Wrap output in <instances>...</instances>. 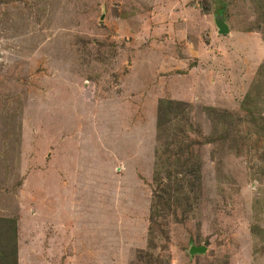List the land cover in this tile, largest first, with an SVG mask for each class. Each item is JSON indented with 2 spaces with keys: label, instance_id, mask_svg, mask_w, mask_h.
Masks as SVG:
<instances>
[{
  "label": "rangeland",
  "instance_id": "374dc122",
  "mask_svg": "<svg viewBox=\"0 0 264 264\" xmlns=\"http://www.w3.org/2000/svg\"><path fill=\"white\" fill-rule=\"evenodd\" d=\"M0 217L19 264H264V0H0Z\"/></svg>",
  "mask_w": 264,
  "mask_h": 264
},
{
  "label": "trees",
  "instance_id": "16d2710c",
  "mask_svg": "<svg viewBox=\"0 0 264 264\" xmlns=\"http://www.w3.org/2000/svg\"><path fill=\"white\" fill-rule=\"evenodd\" d=\"M166 106H172L174 104L183 103L182 101L163 100ZM247 101L244 100V104ZM166 108H162L160 105L158 128L161 127L164 120H162L161 112L164 113ZM180 159V158H179ZM178 159V160H179ZM181 166H184L183 163ZM191 169L189 170L194 174V168L196 166L194 163L191 164ZM195 175V174H194ZM169 193V190H166ZM0 264H19L18 258V229H17V219L15 218H4L0 217Z\"/></svg>",
  "mask_w": 264,
  "mask_h": 264
},
{
  "label": "water",
  "instance_id": "95a60500",
  "mask_svg": "<svg viewBox=\"0 0 264 264\" xmlns=\"http://www.w3.org/2000/svg\"><path fill=\"white\" fill-rule=\"evenodd\" d=\"M215 23L219 29L220 34L229 33L231 31L229 25L225 21H223V19L216 17ZM205 251H206L205 246H193L191 249L192 253H202Z\"/></svg>",
  "mask_w": 264,
  "mask_h": 264
},
{
  "label": "crops",
  "instance_id": "0c3cea01",
  "mask_svg": "<svg viewBox=\"0 0 264 264\" xmlns=\"http://www.w3.org/2000/svg\"><path fill=\"white\" fill-rule=\"evenodd\" d=\"M169 24H171L172 25V27H170L169 26V28L171 29V31L172 32H175V33H177V34H179V35H181V36H185V34H186V30L185 29H181L180 28V30H178V29H176V22L175 21H173L172 19H171V22H169ZM168 24V25H169ZM188 26H189V24H188ZM176 29V30H175ZM168 31V30H167ZM168 34H169V31H168ZM176 34V35H177ZM167 53V52H166ZM181 61H183L182 59H180ZM161 64V63H160Z\"/></svg>",
  "mask_w": 264,
  "mask_h": 264
}]
</instances>
